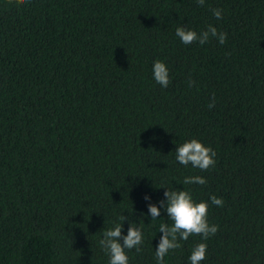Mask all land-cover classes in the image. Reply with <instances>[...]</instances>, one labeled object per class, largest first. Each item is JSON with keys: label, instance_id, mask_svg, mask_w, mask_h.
Listing matches in <instances>:
<instances>
[{"label": "trees", "instance_id": "1", "mask_svg": "<svg viewBox=\"0 0 264 264\" xmlns=\"http://www.w3.org/2000/svg\"><path fill=\"white\" fill-rule=\"evenodd\" d=\"M209 25L225 44L176 36ZM193 138L216 152L207 171L176 160ZM195 175L207 184H183ZM167 190L208 202L219 227L163 264H190L198 243L200 264H264V0H0V264H109L99 241L122 216V235L143 233L129 264H156L173 222L148 204Z\"/></svg>", "mask_w": 264, "mask_h": 264}, {"label": "clouds", "instance_id": "2", "mask_svg": "<svg viewBox=\"0 0 264 264\" xmlns=\"http://www.w3.org/2000/svg\"><path fill=\"white\" fill-rule=\"evenodd\" d=\"M14 2L17 8L27 6L29 0H9ZM199 6H204L205 0H197ZM212 14L216 19H222L223 10L219 8L212 9ZM176 36L180 38L185 45L198 42L200 45L208 43L210 39L215 38L219 44L223 45L227 41V33L218 31V29L209 25L206 30L197 33L194 30L185 27L176 28ZM153 78L157 84L167 88L170 83L169 69L163 61L156 60L153 64ZM194 81H189L191 86ZM215 107V97L213 96L208 104V108ZM176 160L187 167L189 164L193 168L207 171L216 164V152L206 147L199 140L193 138L186 141L175 150ZM183 184L206 185L207 180L199 175L186 177ZM166 200H161L160 207L155 204H148V213L152 220L161 216V208L165 210L168 218L173 222L171 226L162 223L159 226V232L162 233L156 246L155 257L156 264H163L164 258L170 251L178 249L180 244L178 238L187 240L190 235H200L204 240L214 236L218 231V225H210L208 222L209 204L205 201L196 202L193 200L191 192L188 190H167L164 192ZM144 199L150 200L145 195ZM211 204L222 207L223 199L216 196L210 197ZM122 223H116L113 228L103 231V238L99 241L101 249L109 256V264H129V258L126 249H135L137 253L142 251L140 247L143 243V233L141 227L131 223L127 229V234L122 235L123 222L126 217H120ZM122 240V243H121ZM207 244L198 243L191 251L189 257L190 264H200L206 258Z\"/></svg>", "mask_w": 264, "mask_h": 264}]
</instances>
